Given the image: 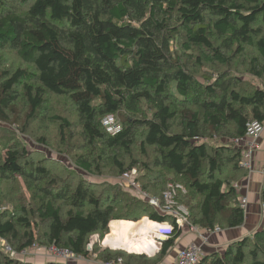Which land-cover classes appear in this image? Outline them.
<instances>
[{"label":"trees","instance_id":"1","mask_svg":"<svg viewBox=\"0 0 264 264\" xmlns=\"http://www.w3.org/2000/svg\"><path fill=\"white\" fill-rule=\"evenodd\" d=\"M20 3L28 7L19 9ZM247 47L256 52L250 72L263 78L264 0H0V50L11 48L32 66L0 71V120L11 121L19 85L29 104L24 124L37 117L48 92L66 96L86 139V150L73 156L77 167L101 174L107 149H122L131 161L126 164L116 152L111 172L143 171L138 177L139 182L147 179L140 182L142 189L160 197L168 187L163 178L172 173L180 180L175 184L186 189L177 200L187 206L192 224L205 230L239 228L246 213L235 183L248 171L233 140L246 135L250 122H264V87L249 90L241 76L227 72L216 78L202 72V80L196 69L232 66ZM107 114L117 116L121 133L106 131ZM53 119L61 123V135L71 125L60 115ZM215 137L222 140L212 143ZM136 144L160 170L134 159ZM8 153L14 168L5 157L0 177L20 176L38 199L35 206L0 211V237L18 252L56 244L106 263L122 258L125 264H153L145 255L120 249L91 252L90 237L99 232L104 239L113 220L145 215L169 220L174 229L162 241L157 261L184 231L172 216L118 183L80 179L73 186L71 176L52 174L30 150L13 147ZM228 170L231 175L225 177ZM151 185L165 187L151 193ZM74 261L84 260L48 258L43 264ZM23 263L0 248V264ZM198 264H264V229L231 242L223 252L205 254Z\"/></svg>","mask_w":264,"mask_h":264},{"label":"rangeland","instance_id":"2","mask_svg":"<svg viewBox=\"0 0 264 264\" xmlns=\"http://www.w3.org/2000/svg\"><path fill=\"white\" fill-rule=\"evenodd\" d=\"M26 7H28V4H19V9H24ZM255 54L256 52L254 51V49H252L251 47H247L246 53L237 56L233 60L232 66H217L215 64H206L200 69H196V76L204 80L203 76L201 75L202 72L215 78L218 76V73L227 72L230 73L229 76H241L245 86L247 88L249 87V90H253L257 86L264 87V77L259 78L250 72V59ZM23 67L32 68L31 65L24 63L20 59L18 53L15 50L11 48L0 50V71L14 72L16 71V69ZM17 88L21 96L14 103L13 111L10 112L11 121L0 120V163L5 157H7V165L11 166V168H14L12 165V158L8 153V149L13 147H19L22 149L23 147L27 150H30V152L32 153V157H36V162L44 163V165H46L52 171V174L60 176L62 179H68V176H71L70 178L72 179L73 186H76L78 180L86 179L87 181L89 180L95 183H118L122 188H126V183L124 179H122L123 177L114 174V172H111V169H113L111 162L112 156L119 154V156L123 160H125L126 164L130 163L131 161L129 156L123 155L125 153L122 149L120 151H111L107 149V155L105 156L106 162H103V172L101 174H90L75 165L73 156L78 152H84L86 150L82 149L84 144H86V139L82 133L79 114L77 111H75V105L70 101L68 97L58 96L48 92L45 96V102L43 103L42 107L38 109L37 117L32 122L29 121L24 124L23 119L26 113L29 111V104L22 96V85L17 86ZM54 115H60L64 118H67L68 122L71 124L70 127H65L66 130L63 135L60 134L61 123L56 119H53ZM24 125L25 127H27L25 131L22 130L23 128H25ZM220 140H222L221 137H215L213 140H211V142L216 143ZM134 148V159L140 160L141 162L146 161L150 164V167L153 170H160V167L155 166L153 161L149 160V158L144 155V150L140 149L138 144H136ZM116 152L118 153L116 154ZM149 153L152 154V151H150ZM143 173L144 172L140 170L138 177H140V174L142 175ZM228 175H231L230 170H228L224 176L226 177ZM74 176H76L77 179ZM11 177L12 178L9 179H2L0 177V211H10L13 210L14 207H19L24 204L29 207L35 206L38 203V199L37 197H33L31 189L27 190L23 178L16 175H13ZM178 181H180L179 178L174 176V174L168 172L163 178V182H165V185L167 184V186L170 183H178ZM143 182L147 183V179L144 178L141 183ZM165 185H163L162 189L165 187ZM235 185L237 188H240L242 183L239 181L236 182ZM150 187L151 188H149V191L151 193H160L162 190L160 187H153V185H151ZM33 190L36 191L37 195H43L38 190L37 186ZM67 209L68 207H66L65 211ZM144 217L139 218L135 222L123 220L113 223V226L122 231V234L120 235L112 234L111 242L113 244L111 245H113L112 247L114 249L109 247L110 245L106 246L103 244L101 234L98 232L90 237L88 250L93 252L95 250L100 251L103 249H107L111 252H117V249H120L126 255H129L130 253L145 255L148 258H151L155 263L157 259L156 255L159 252L154 253V250L157 245L159 246V244L155 241L154 238L152 239L153 233H148L147 235H151L143 239L145 237V234L143 235L141 234V232L146 233L151 227L150 220ZM31 218H34V215H32ZM261 219L263 222L264 217H262V215ZM262 222L259 225V229H264V222ZM115 227H113V231L116 229ZM128 230L132 231L128 233ZM107 235L109 236L110 234L108 233ZM253 235L254 230L248 236ZM137 236L138 238L135 241L134 238ZM94 237H96V239H93ZM0 239V248L4 249L5 245H8L12 247L13 250H15L14 246H11L8 242H6V240H3L1 237ZM98 243L100 245H98ZM252 243L253 242H251V244L248 246L247 252L251 250ZM90 245L92 246L91 249H89ZM39 246L44 247L45 245ZM140 246H144V249H135ZM224 248L225 247L220 248L219 251L223 252ZM159 249L161 250V248H158V250ZM144 250H147L148 253L144 252ZM15 252L16 258H19L22 262H24L23 264H43L46 262V260H48V256L45 253L46 250L43 249L35 250L28 248L27 253L18 252L16 250ZM152 252L154 255L152 254ZM154 258L156 259L154 260ZM249 259H251V257H249ZM66 264H76V262H67Z\"/></svg>","mask_w":264,"mask_h":264},{"label":"built area","instance_id":"3","mask_svg":"<svg viewBox=\"0 0 264 264\" xmlns=\"http://www.w3.org/2000/svg\"><path fill=\"white\" fill-rule=\"evenodd\" d=\"M102 124L106 131L112 135H116L122 132L123 126L119 122L117 116L114 114H107L103 120ZM264 131V122L253 121L248 125V131L245 136L235 138L233 141L236 145L241 147L242 150V159L240 165L242 168L248 171V174H252L255 172L254 167V154L259 147V138L261 137ZM199 139V138H197ZM261 173L264 175V168L261 169ZM139 170L137 168H133L131 171L124 173L121 177L125 181L126 189L130 190L133 194L137 195L139 198L146 199L148 202L155 207L158 211L163 214L170 215L174 218V221L179 225L180 228L186 229L188 228L192 232H196L198 234L203 235V228L198 225H194L189 220V211L187 206L180 204L177 200L179 192L186 193V189L181 184L170 183L165 190L163 197L151 195L148 192L144 191L141 187V184L138 180ZM240 206L246 210L249 206V199L247 196H243L240 199ZM262 216L264 217V202L262 204L261 210ZM150 220L151 227L148 232L142 233L145 234V239L148 233H153L155 241L159 244V246L155 247L154 253L159 252L162 248V241L160 240L161 236H166L168 238L174 229L173 222L167 221H156L151 219L148 216H145ZM143 218V219H144ZM221 227L217 226L213 229H208L209 232H215L220 230ZM110 235L106 236L102 241L103 244L113 248L111 244L112 241V232ZM114 237V235H113ZM94 239V238H93ZM142 239V240H143ZM204 240H208V238L204 237ZM94 243V242H93ZM92 246H89L91 249ZM157 248V249H156ZM29 249L35 250H46V254L48 258L51 259H63V260H71V259H81L86 260L87 258L76 255L72 250L65 247H60L56 244H51L49 246L41 247L38 244H34ZM114 249V248H113ZM4 250L7 253H10L13 257L16 256L15 250L12 247L5 245ZM27 250L22 251V253H27ZM123 250V249H122ZM126 250V249H124ZM128 251V250H127ZM148 253V252H147ZM153 253V252H152ZM151 254V253H149ZM205 255L204 249L202 245L199 243H191L187 247L181 249L178 253V258L175 264H198L202 257ZM107 264H125L122 258H119L117 261H110Z\"/></svg>","mask_w":264,"mask_h":264},{"label":"crops","instance_id":"4","mask_svg":"<svg viewBox=\"0 0 264 264\" xmlns=\"http://www.w3.org/2000/svg\"><path fill=\"white\" fill-rule=\"evenodd\" d=\"M254 167H255V172L252 174H248L245 179L240 181L242 185L240 188H238L239 198L243 196H247L249 199V206L245 210L246 221L242 227L232 228V229L231 228H221L220 230L215 231V232H209L208 230L203 229L202 230L203 235L198 234L196 232H192L188 228H186L184 229L182 235L177 239L175 245L168 251V253L164 257H162V259H158L153 264H175L178 258L179 251L187 247L189 244L193 242L199 243L200 245H202L205 254L208 255L209 253L219 251L220 248L222 247L226 248V246H228L231 242L237 239H240L245 235H249L253 230L255 232L257 229H259V225L262 222L261 210H262L263 193H264V175L261 173V169L264 168V132L259 138V147L257 148L254 154ZM119 221H123V220H113L110 224L111 232L114 235L122 234V231H120V229H117L115 226H113L114 222H119ZM127 221H130V220H127ZM132 222H135V221H132ZM113 227L116 228L114 231H113ZM131 231L132 230H128V233ZM150 235L151 234H149L148 237ZM138 236L134 238L135 241L137 240ZM204 237L208 238V240H204ZM153 238L154 236L152 237V239ZM0 244H1V241H0ZM140 247H137L135 249H144V246H140ZM144 252H147V250H144ZM134 254H138V253H134ZM83 263L84 264H107L106 262L97 260L95 258H91V260L90 258H87L84 261L76 262V264H83Z\"/></svg>","mask_w":264,"mask_h":264},{"label":"water","instance_id":"5","mask_svg":"<svg viewBox=\"0 0 264 264\" xmlns=\"http://www.w3.org/2000/svg\"><path fill=\"white\" fill-rule=\"evenodd\" d=\"M131 238H132V237H131ZM94 239H96V237H94ZM160 240H161V241H165V240H166V236H161V237H160Z\"/></svg>","mask_w":264,"mask_h":264}]
</instances>
